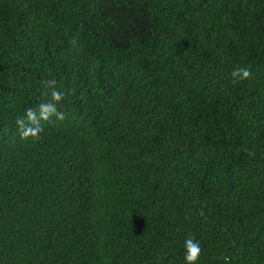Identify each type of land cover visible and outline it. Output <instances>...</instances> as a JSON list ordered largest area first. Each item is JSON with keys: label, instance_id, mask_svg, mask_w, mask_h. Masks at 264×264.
Instances as JSON below:
<instances>
[{"label": "trees", "instance_id": "obj_1", "mask_svg": "<svg viewBox=\"0 0 264 264\" xmlns=\"http://www.w3.org/2000/svg\"><path fill=\"white\" fill-rule=\"evenodd\" d=\"M0 264H264V0H0Z\"/></svg>", "mask_w": 264, "mask_h": 264}]
</instances>
